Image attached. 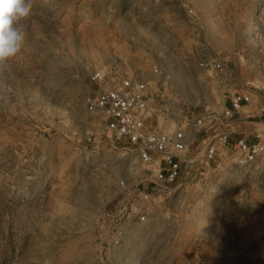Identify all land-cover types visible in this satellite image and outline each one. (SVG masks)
<instances>
[{"label": "rangeland", "instance_id": "1", "mask_svg": "<svg viewBox=\"0 0 264 264\" xmlns=\"http://www.w3.org/2000/svg\"><path fill=\"white\" fill-rule=\"evenodd\" d=\"M18 26L0 70V264H264V168L197 179L139 225L120 184L144 171L87 110L91 75L116 69L164 100L165 130L220 115L211 58L264 95V0H33Z\"/></svg>", "mask_w": 264, "mask_h": 264}, {"label": "built area", "instance_id": "2", "mask_svg": "<svg viewBox=\"0 0 264 264\" xmlns=\"http://www.w3.org/2000/svg\"><path fill=\"white\" fill-rule=\"evenodd\" d=\"M199 67L215 73L222 89V112L217 116L194 112V124L178 123L173 131L161 126L164 100L150 83L116 69L96 71L89 79L98 95L89 101L88 112L102 115L106 137L130 150L144 171L138 185L120 184L129 193L128 209H135L139 225L150 221L149 207L158 199L175 196L197 179L217 171L242 176L264 168V95L249 84L238 87L233 73L218 58L203 60ZM253 107L258 113L251 111ZM255 119L260 122L251 121ZM195 144L201 150L200 162L193 156ZM124 236L118 228L115 247L122 245Z\"/></svg>", "mask_w": 264, "mask_h": 264}, {"label": "clouds", "instance_id": "3", "mask_svg": "<svg viewBox=\"0 0 264 264\" xmlns=\"http://www.w3.org/2000/svg\"><path fill=\"white\" fill-rule=\"evenodd\" d=\"M32 7L33 0H0V70L21 50L25 35L18 25Z\"/></svg>", "mask_w": 264, "mask_h": 264}]
</instances>
